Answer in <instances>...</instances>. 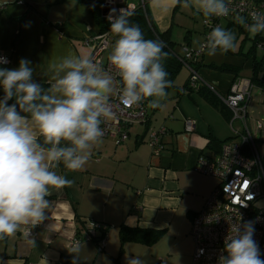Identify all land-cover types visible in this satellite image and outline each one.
<instances>
[{
    "label": "crops",
    "instance_id": "crops-1",
    "mask_svg": "<svg viewBox=\"0 0 264 264\" xmlns=\"http://www.w3.org/2000/svg\"><path fill=\"white\" fill-rule=\"evenodd\" d=\"M94 1L98 0H0V55L9 60L0 64V68H18L19 61L27 59L33 68V81L49 85L50 61L69 53L88 57L89 51L82 40L100 31L88 4ZM144 6L158 31H170L171 40L181 49L176 50L175 46V51L183 55L192 48L193 29L187 27L185 32L188 44L184 39L177 41V32L173 39V34L174 23L181 22L180 18L196 17L193 9L173 5L171 0H144ZM181 7L187 14L181 13ZM225 21V29L239 26ZM241 26L243 31L247 30ZM242 41L237 50L219 54L220 59L213 55L206 61L205 52L200 57L197 71L219 95H226L237 79L246 78L242 72L250 74L248 78L252 75V57L249 48L242 52ZM256 48L264 49V45L258 43ZM109 50L106 55L110 54ZM220 65L233 67L235 71H222L217 68ZM262 74L264 68L259 73V80L264 83ZM187 78L180 87L173 84L174 89L166 91L160 107H150L152 98L148 99L146 121L131 126L123 143L101 137L81 170L70 172L61 164L58 174L74 183L51 191L43 221L34 227L22 226L14 235L0 239V264H116L115 258L119 264H128L131 245H138L137 255L134 253L133 257L139 256L145 264L140 247L150 250L167 238L174 242L182 240L186 246L175 264H189L194 251L190 234L192 218L218 184L215 177L197 169L198 161L216 154L208 147L210 139L218 143L232 139L241 125L237 121L230 125L197 92L184 89L182 93ZM254 87L264 89L261 84ZM248 117L249 102L247 121ZM186 119L194 123L192 132L184 129ZM160 128L165 129L160 138L162 148L154 155L148 137L151 131ZM86 220L107 227L101 250L94 241L73 245L76 237L84 235ZM121 225L144 231L162 230L163 235L152 245L130 241L121 246ZM25 229H32L35 235L26 237Z\"/></svg>",
    "mask_w": 264,
    "mask_h": 264
},
{
    "label": "clouds",
    "instance_id": "clouds-1",
    "mask_svg": "<svg viewBox=\"0 0 264 264\" xmlns=\"http://www.w3.org/2000/svg\"><path fill=\"white\" fill-rule=\"evenodd\" d=\"M173 5L193 9L205 18L227 17L226 0H171ZM108 16L115 37L108 61L115 78L99 61L68 55L48 64L49 86L33 81L30 61L18 68H0V239L14 235L22 226L34 227L45 219L53 189L70 187L74 181L58 174L63 164L70 172L81 170L91 157L104 131L103 118L113 115L110 98L117 93L121 104L133 106L152 98L150 107H160L171 86L164 68L166 42L145 39L139 25L130 23L131 13L121 9ZM248 19L234 17L255 35L264 32V12L252 11ZM237 48L236 34L219 25L212 28L199 50L213 56ZM0 63H8L0 57ZM15 100L9 104L8 101ZM252 222L230 226L218 264H264ZM35 244V241H32ZM75 251V249H74ZM128 264H143L139 256Z\"/></svg>",
    "mask_w": 264,
    "mask_h": 264
},
{
    "label": "built area",
    "instance_id": "built-area-1",
    "mask_svg": "<svg viewBox=\"0 0 264 264\" xmlns=\"http://www.w3.org/2000/svg\"><path fill=\"white\" fill-rule=\"evenodd\" d=\"M139 6L144 9V0H102L101 17L110 25L108 16L113 9L116 10L114 15H119L121 9L132 13ZM229 7L231 11L227 17H204L202 24L205 38L213 27L217 25L222 27L223 20L236 22L234 17L237 15L244 16L251 23L249 13L264 12V0H230ZM111 43L112 33L109 29L86 36L82 40L83 46L89 51L88 57L99 61L106 71L113 73L115 87L118 89L120 78L115 76V70L108 61L109 54L106 55ZM204 52H201L198 46L196 49H186L183 57L179 58L189 71L187 89L198 91L201 87H207L215 92L231 112L230 125L237 121L241 125V130L235 132L234 138L222 143L218 154L209 159L200 158L198 161L197 169L215 177L218 184L192 220L190 234L194 241V251L189 264H218L219 257L222 254L226 255L224 244L230 226L234 223L243 225L245 222H252L253 239L259 247L261 259H264V162L247 121V103L253 85L249 78H239L231 84L226 95H219L201 78L194 67V63ZM5 58L9 61L7 57ZM110 102L113 115L102 119L101 128L104 131L102 137L110 138L118 144L123 143L129 136L131 126L146 121L148 99L133 106H125L120 103L117 93L114 92ZM256 127L261 129V123L257 122ZM184 129L186 132H192L193 121L186 119ZM164 131V128H160L149 133L148 143L154 155H158L162 148L160 138ZM105 230L104 224L86 220L84 235L76 237L73 245L77 246L84 240L94 241L98 250H101L105 245L106 239L102 235ZM23 233L26 237L35 235L32 229H25Z\"/></svg>",
    "mask_w": 264,
    "mask_h": 264
},
{
    "label": "trees",
    "instance_id": "trees-1",
    "mask_svg": "<svg viewBox=\"0 0 264 264\" xmlns=\"http://www.w3.org/2000/svg\"><path fill=\"white\" fill-rule=\"evenodd\" d=\"M101 1L102 0H98V1H94V2H88L90 9H91V12L93 14V17H94L96 23H98V25L100 26L99 32H103V31L108 30V29L110 30V25L107 24V22H105V20L101 17V9H100ZM129 21H130V23L137 24L140 26V28L144 34L145 39L161 40V41L166 42L167 46L164 49V51L168 52L169 55L164 60L163 63H164V68H165L166 72L168 73L167 79L171 81V86L169 88H167L166 91L169 90L171 87H173L174 79L176 78L177 74L180 72V70L183 66L182 62L179 60V58L183 57V55L180 54L179 52L175 51L176 44L171 40L170 31L169 30H166L163 32L158 31L154 27L152 21L150 20L145 7H144V9L140 6L137 7L136 10L134 12H132L131 15L129 16ZM234 23H236V22H234ZM236 24L239 25L238 26L239 29L241 31H243L242 26L239 23H236ZM244 31L246 32V30H244ZM186 35L187 34H185L183 39H184V42L188 44L189 43L188 37ZM112 38H114L113 35H112ZM261 42H264V37L257 35L254 38L253 45L248 50V54L252 57V64H253L252 65V75L249 78L250 81L252 82L253 86L255 84L264 85V83H262L259 80V73L262 71V68H264V57H261L260 59L257 58L255 55V50H254V48L257 46V44L261 43ZM262 45H264V44H262ZM199 60H200V58L194 63V67L196 69H198ZM217 68L222 70V71H233V72L235 71V69L233 67L226 66V65H220V66H217ZM36 83L41 84L43 87L49 86L48 83L44 82V81H38ZM184 89H187V81H186V84L184 85V87L182 88V93L185 91ZM189 91H191V90H189ZM192 92H197L210 105L217 108L220 111V113L224 116V118H226L227 120L230 121V119H231L230 110L225 105H223V103L221 104L219 102L220 99L215 94V92L209 90L207 87H201L198 91H192ZM3 96H4L3 88L0 87V99H3ZM8 103L9 104L15 103V100L14 99L10 100V101H8ZM255 127H256V125H255ZM256 129L261 130V129H258L257 127H256ZM228 140H230V139H226L223 142L228 141ZM223 142L218 143L215 140L210 139L208 147L210 149H212L213 151H215L216 154H218ZM217 146H218V148H217ZM199 211H197V212H199ZM195 214H194V216H195ZM194 216H193V218H194ZM193 218H192V220H193ZM106 229H107V227H106ZM190 230H191V227H190ZM105 233H106V230L102 233V235L104 236ZM162 235H163L162 230H159V231L158 230H156V231L145 230L144 231L142 229H137V228L132 229V228H128V227L122 226V225L119 227V240H120L121 246L125 242H130V241L141 242V243L143 242V243H146L148 245H152V244L156 243L162 237ZM114 261L116 262V264H119L118 258H115Z\"/></svg>",
    "mask_w": 264,
    "mask_h": 264
},
{
    "label": "rangeland",
    "instance_id": "rangeland-1",
    "mask_svg": "<svg viewBox=\"0 0 264 264\" xmlns=\"http://www.w3.org/2000/svg\"><path fill=\"white\" fill-rule=\"evenodd\" d=\"M180 11L182 14H187V12L184 11V9H182V7ZM202 20H203V16L200 15L198 16V14L194 19L191 18L190 16L184 19L180 18L181 22L176 21L177 23L176 24L174 23L173 39L174 36L176 35L175 33L177 32V37L176 36L175 37L176 39H178L177 41H181L183 39V36L185 35V32L187 31V27L188 28L190 27L191 29H193L191 33L192 48L190 49H196L199 46L198 44H196V42L199 41L200 44L205 39V34L202 32V28H201L203 26ZM221 24L222 27L225 28L227 23L225 20H223ZM231 31H233L237 36L236 50L238 49L239 43L241 44V40L244 41V47L242 48L243 53L244 51L246 52V50H248V48H250L253 45L254 38L257 35L264 37V32L252 35L251 33H249L248 30H246V32L241 31L239 27L236 25L233 26ZM114 41H115V37L112 38V43L109 48L110 49L109 53L111 52V49L114 45ZM261 43L264 44V42ZM177 48L179 51H181V49L176 46V50ZM254 50L257 58L260 59L261 57H264V49H259L255 47ZM222 53L223 52H220L218 50L217 53L215 54V58L220 59L218 55ZM241 56L243 57V55ZM204 59L206 61H210V56L207 55L206 50H205ZM241 75H243L246 78H248V75L250 76V74L248 73L244 74V72H242ZM187 76H188V69L185 66H182L180 72L177 74L176 78L174 79L173 84L180 87L184 83ZM171 89H174V87ZM257 122L261 123V130L256 129L255 125L257 124ZM248 125L255 139V145L262 158V162H264V89L262 88L254 87L250 92ZM215 181L216 178L214 179V182ZM131 246H133V249L127 252L130 258L134 256V253L135 255H137L136 252L138 250L137 249L138 247H135L138 245H131ZM185 247L186 246L182 240H180V242L178 241L174 242L171 239L167 238L165 239V241H163V243H158L157 245H155L153 249L148 250L147 248H144L142 246L140 248L143 251V254L145 255L144 257L145 264H157V263L175 264L176 262H178L177 256H181L180 252L183 251V248Z\"/></svg>",
    "mask_w": 264,
    "mask_h": 264
},
{
    "label": "water",
    "instance_id": "water-1",
    "mask_svg": "<svg viewBox=\"0 0 264 264\" xmlns=\"http://www.w3.org/2000/svg\"><path fill=\"white\" fill-rule=\"evenodd\" d=\"M261 78H264V74H262Z\"/></svg>",
    "mask_w": 264,
    "mask_h": 264
}]
</instances>
